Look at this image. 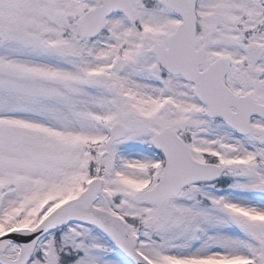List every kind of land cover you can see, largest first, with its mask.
I'll return each mask as SVG.
<instances>
[{"label":"snow or ice","instance_id":"snow-or-ice-1","mask_svg":"<svg viewBox=\"0 0 264 264\" xmlns=\"http://www.w3.org/2000/svg\"><path fill=\"white\" fill-rule=\"evenodd\" d=\"M0 264H264V0H0Z\"/></svg>","mask_w":264,"mask_h":264}]
</instances>
